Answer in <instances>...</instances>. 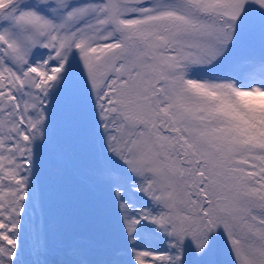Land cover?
Wrapping results in <instances>:
<instances>
[{
    "label": "snow or ice",
    "instance_id": "snow-or-ice-1",
    "mask_svg": "<svg viewBox=\"0 0 264 264\" xmlns=\"http://www.w3.org/2000/svg\"><path fill=\"white\" fill-rule=\"evenodd\" d=\"M0 264H264V0H0Z\"/></svg>",
    "mask_w": 264,
    "mask_h": 264
}]
</instances>
